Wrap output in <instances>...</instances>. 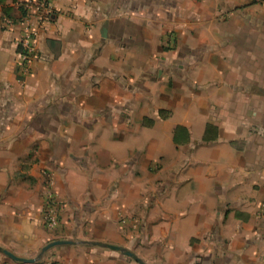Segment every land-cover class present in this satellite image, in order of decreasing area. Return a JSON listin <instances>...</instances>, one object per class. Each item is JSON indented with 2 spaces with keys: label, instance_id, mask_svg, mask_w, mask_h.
<instances>
[{
  "label": "crops",
  "instance_id": "0c3cea01",
  "mask_svg": "<svg viewBox=\"0 0 264 264\" xmlns=\"http://www.w3.org/2000/svg\"><path fill=\"white\" fill-rule=\"evenodd\" d=\"M29 1L0 0V247L264 264V0ZM35 264L139 263L77 244Z\"/></svg>",
  "mask_w": 264,
  "mask_h": 264
},
{
  "label": "built area",
  "instance_id": "2783aa9c",
  "mask_svg": "<svg viewBox=\"0 0 264 264\" xmlns=\"http://www.w3.org/2000/svg\"><path fill=\"white\" fill-rule=\"evenodd\" d=\"M52 0H30L27 5L31 3L37 4V8L41 11L42 17H49L50 3ZM7 22H11L7 19ZM18 65L21 70L20 81L24 80V76L29 72L30 62L37 55V44L35 29L28 27L22 37L18 41ZM56 195L53 190L49 188L47 193L46 210L44 211V220L48 228L54 229L60 222V216L57 211Z\"/></svg>",
  "mask_w": 264,
  "mask_h": 264
},
{
  "label": "water",
  "instance_id": "95a60500",
  "mask_svg": "<svg viewBox=\"0 0 264 264\" xmlns=\"http://www.w3.org/2000/svg\"><path fill=\"white\" fill-rule=\"evenodd\" d=\"M77 244L85 245V246H98V247H104V248H108L111 250L119 251L122 254L129 256L130 258H132L134 261L138 262L139 264H146L135 252L131 251L128 248H125L123 246L109 244V243H104V242H99V241H90V240H53L49 242L48 244H46L45 246H43L40 252L35 257H32V258H24V257L16 256L9 250L2 248V247H0V252L7 255L12 260L26 263V264H35L39 262L43 258V256L46 254V252L54 246L77 245Z\"/></svg>",
  "mask_w": 264,
  "mask_h": 264
},
{
  "label": "trees",
  "instance_id": "16d2710c",
  "mask_svg": "<svg viewBox=\"0 0 264 264\" xmlns=\"http://www.w3.org/2000/svg\"><path fill=\"white\" fill-rule=\"evenodd\" d=\"M20 10L22 12V15H26L27 11H26V8L23 4L20 5Z\"/></svg>",
  "mask_w": 264,
  "mask_h": 264
}]
</instances>
